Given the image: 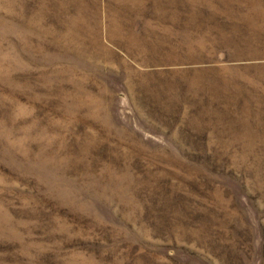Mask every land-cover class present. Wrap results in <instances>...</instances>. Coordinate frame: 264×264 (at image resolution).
<instances>
[{
	"label": "rangeland",
	"instance_id": "rangeland-1",
	"mask_svg": "<svg viewBox=\"0 0 264 264\" xmlns=\"http://www.w3.org/2000/svg\"><path fill=\"white\" fill-rule=\"evenodd\" d=\"M0 264H264V0H0Z\"/></svg>",
	"mask_w": 264,
	"mask_h": 264
}]
</instances>
